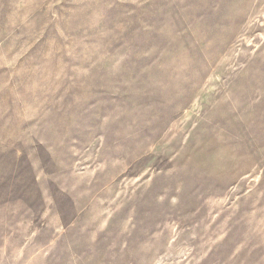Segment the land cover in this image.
Returning a JSON list of instances; mask_svg holds the SVG:
<instances>
[{
	"label": "rangeland",
	"instance_id": "obj_1",
	"mask_svg": "<svg viewBox=\"0 0 264 264\" xmlns=\"http://www.w3.org/2000/svg\"><path fill=\"white\" fill-rule=\"evenodd\" d=\"M0 264H264V0H0Z\"/></svg>",
	"mask_w": 264,
	"mask_h": 264
}]
</instances>
